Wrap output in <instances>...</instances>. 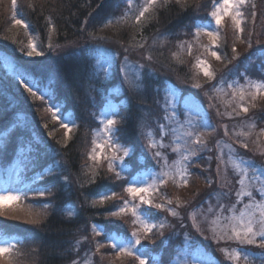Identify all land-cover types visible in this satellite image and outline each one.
I'll list each match as a JSON object with an SVG mask.
<instances>
[{
  "label": "trees",
  "instance_id": "trees-1",
  "mask_svg": "<svg viewBox=\"0 0 264 264\" xmlns=\"http://www.w3.org/2000/svg\"><path fill=\"white\" fill-rule=\"evenodd\" d=\"M18 1L19 5L16 4L14 8L9 0L12 12L5 11L4 14H0V47L7 53L14 54H16L14 50L23 49L26 52L28 49L26 41L29 36L26 31H21L25 35L24 38L18 35L15 39L10 34L9 25L14 23L13 17L31 25L44 44L49 37L54 36V44L58 46L67 44L78 46L76 50L65 51L54 57L51 55L55 52L46 53L44 56L46 59L38 58L24 66L31 76L36 77L35 79L47 80L48 76L54 78L56 99L62 103L65 111L73 113L77 124L67 140L62 138L57 141L58 158L64 164L67 174L60 175L57 169L49 171L54 156L51 150L43 148L40 143H34L29 147L26 143L35 138L32 134L39 130L36 124L32 125L33 129L27 126L23 130L22 127L15 126L18 112L25 111L30 114L29 111L35 109L37 114V111L41 112V102L48 110V101L38 94L35 97L31 96L24 91L18 79L6 75L0 68V174L7 171L16 157L22 156L25 160L22 162L17 186L30 184L29 190L20 201L0 209V231L8 235H17L21 239V243H18L13 250L14 264H79L84 260V257L78 255L84 244L82 238L92 235L94 239L92 227L96 224L102 228L99 239H102L106 246L99 254L102 258H113V249L106 236H111L112 233L131 235V231L136 227L126 213L119 217H112L108 213L122 205L127 198L123 195L124 187L127 186L126 180L134 176L138 170H144L155 162L149 156L148 158L140 156V151L144 150L141 146L145 144L142 137L146 134V129L154 128V125L158 126L154 121V114L157 112L154 113L153 102L152 104L150 102L154 99V87L159 85L160 78L173 80L171 77L178 76L186 81L184 76H188L191 72L187 61L190 60L191 64L197 57L195 54L200 56L202 53L199 50L190 54L189 59H180L175 38L179 34L186 33L184 27L187 28L188 34H191L192 27L197 21H203L208 17L209 10H212V0H187L181 3L171 1L167 4L162 0L155 11L153 10L151 17L139 28L129 19H119L120 21L116 22L128 9L126 0ZM252 5H255V8ZM243 11L245 21L248 17L247 22L250 23L247 30L252 37L253 46L245 52L242 51L241 55H236L237 45L240 44L243 35L237 33L232 21L227 19V27H220L222 36L220 43H217L213 49L220 55V59L213 63L216 70L217 65L228 64L220 71L217 80L226 74L243 76L251 80L264 79V0H256V2L248 0ZM252 11L256 13L254 20L251 17ZM248 23H243L241 27L246 28ZM90 34H94V38H90ZM170 34H173L172 39L168 38ZM21 38L24 39L23 47L20 45ZM97 44L101 49L107 48L117 54L118 61L123 58L121 52L109 45H118L122 50L130 48L138 50L135 52L148 59L154 74L150 67L145 66L141 87L137 89L124 82L122 73L115 71L118 62L107 82L105 80L95 82L92 78L95 66L92 53L93 46ZM141 44L143 47L140 46ZM161 74L165 77H161ZM119 88L121 92L126 89L125 94L120 97L116 92ZM101 89L106 96L110 95L117 103L120 143L127 147L135 145V154L132 153L126 158L130 166L126 177L119 180L115 179V172H109L108 168L98 169L94 174L89 171L92 165L89 163V153L98 125L97 113L105 105L100 102L97 95V91ZM94 100L96 103H93ZM136 106L138 109L135 108ZM249 114L259 124H264V99L258 102V106L252 108ZM245 116L247 114L234 115V118L224 120L235 123ZM120 117H123L122 121ZM48 118L51 120L49 115ZM144 124L147 125L146 129ZM59 125L60 122L55 121L51 128ZM62 131L64 132V129ZM209 156L207 152L200 154L198 160L195 157V161L197 163L203 160L204 165ZM196 168L197 166L194 165L193 170ZM201 169L205 177L210 180L209 167H201ZM65 177L69 182L64 179ZM193 181L192 179L189 183ZM175 186L174 183L168 182L159 188V194L170 196L173 189H176ZM204 188L194 187L183 197H187L184 199L185 202L191 201L198 194L202 197L201 201L205 199L211 191L206 192L208 189ZM48 189L51 191L49 192ZM108 189L116 193L112 199L104 201L107 202L105 204L95 203V197ZM40 191L45 193L43 197L37 195ZM45 203H50V206L43 207ZM175 207L179 208L176 204ZM151 211L160 216V211L157 209L153 208ZM20 213L25 216L18 218ZM163 233V237L157 235L154 241L143 239L142 243L147 244L150 250V257L163 256V248L171 251L172 246L167 244V238L171 233L169 231ZM161 240H164V243H161ZM124 262L136 263L131 258H127ZM0 264L3 262L0 261Z\"/></svg>",
  "mask_w": 264,
  "mask_h": 264
},
{
  "label": "rangeland",
  "instance_id": "rangeland-1",
  "mask_svg": "<svg viewBox=\"0 0 264 264\" xmlns=\"http://www.w3.org/2000/svg\"><path fill=\"white\" fill-rule=\"evenodd\" d=\"M161 1L162 0H158V4L156 6H158ZM171 1H176V0H168V2ZM186 1L187 0H181V2H186ZM18 2L19 1L17 0V4ZM253 2H256V0H253ZM131 3L133 6L129 8L127 4L128 9L125 15L123 17H118L116 22L120 20L129 19V21L137 25L139 28L143 26L145 22L151 17L153 10L155 11L156 9V6L154 9H151L149 13H146L145 18L141 19L140 23L137 24L135 22L134 17L138 14V7L143 3V0H131ZM5 11L12 12V6L10 5L9 0H0V14H4ZM227 19L231 20L229 17H225L220 27L222 26H224V28L227 27V22H226ZM205 20L197 21L196 25L192 27L193 32L195 31V27L198 24H203ZM247 21H248V17L246 18L245 22L248 23ZM249 24L250 23L246 24V28H244L246 29V32L244 31L242 32L243 37H241V40L239 41L240 44L237 45L238 49L236 55H241L242 51L245 52V50L250 49L249 42L251 43V47L253 46L251 42L252 37L251 35L249 36L247 30ZM27 25L28 27L25 28L21 25H16L15 23H11V25H9V29H11L10 34L15 39L18 38V35L24 38L25 35L21 31L23 30L26 31L29 36L28 40L26 41L28 44L27 51L31 50L29 48V44L31 43L36 46V49L38 51H42L44 55L41 56L33 55L32 57H28L26 55L27 51L25 52L23 51V49L18 51L14 50V52L16 53L14 54L12 52L7 53V51L1 49L0 47V68L2 71L6 73V75H11L16 79H19V82L21 80V74L23 75L24 78H26L30 82H34L35 87H33V90L37 92L38 96L47 100L48 101L47 105H49V107L52 104H59L61 106L62 114L70 121H74V124L76 126L77 120L73 115V113L65 111L62 103L56 99L54 93V84H55L54 78L48 76L47 80L35 79L36 77L33 76L34 77L33 78L30 75V72L26 68H24V66L28 65L30 61L31 62L36 61L38 58L46 59L44 57L46 53L55 52L54 55H51V57H54L62 54L65 51L76 50L78 46H75V44L58 46L54 44V36L49 37L47 39V43L44 44V42L41 41V39H39V35L35 34V31L33 30L34 28L29 24ZM212 27L215 28L214 22L212 24ZM184 28H185L184 31L186 33L179 34L175 38L176 47L179 49L178 52L180 54V59L182 58H184V60H186V58L189 59L190 54H194L197 51L199 52V50L202 54L200 56H198V54H195V56L197 57L194 58V62H192L191 64H190V60L187 61L191 72L188 76H184L186 78L185 79L186 81L181 80L180 77L175 75H174L175 77H171L174 81L164 78L159 79V85L154 87V99H152L150 102L151 104L153 102L154 113L157 112L154 114V121L157 122V125L164 123V124H168L169 127L168 129L165 130L164 138L161 139V136L158 134V126L154 125V128L146 129L147 125L145 124L147 123H145L144 128L146 129L145 131L146 134L143 135L142 137V140L145 142L144 146L148 145L151 142H155L157 144V147L153 148L150 151L146 150L145 148H143L144 149L143 151H140V156L142 158H148L149 156L151 160H154L153 152L161 151L162 155L165 156L167 159V166H164L163 160L160 162V164L154 165V163H156L154 162L153 164L145 167L144 170H138L137 173L134 175L135 177L139 178L143 186L152 184L153 180L155 179V182L158 187L157 190L151 194V198L153 199L154 203H156L157 201V203L165 204L168 208L178 211L180 217L184 219L185 227L182 228L180 227L179 219L168 215L166 211L160 212L159 217L160 218L163 217V219H166L168 223L171 225V227H165L163 229V232L169 231L171 233L168 236L171 237V239H167L168 240L167 244L168 246H172V248L170 252H169L170 249L163 248V256L162 255L157 257L152 256V258H155V261L158 262V264H184V254L185 251L187 250V252L192 253V255L187 256L188 264H192L193 256H196L201 260H206L209 262V264H244L243 259H241L239 262H235L226 258L229 252L236 251L241 246L237 244L234 240L227 239V235H230L228 221L222 219L223 216H229L232 215L233 213L230 211H224L221 215V218L217 220L216 213L220 211V209L217 208V204L219 203L220 205H223L225 209H229L232 205H235L236 211L234 214L237 216L239 215V211L243 210L244 204L250 202L248 197H242L241 198L242 202L240 204L236 203L238 199L236 192L240 188V185L238 184V180L240 179H243L245 181V185L251 186V189L253 191V200L255 202H261L260 192L258 190L264 187V178H261L260 180L252 179L254 174H256V170L254 168H248L247 169L248 174L247 176H245L244 172L241 171V169L244 168V165L241 164L240 167H237V164H240L241 159H243L244 161H251L252 163L259 166L262 170H264V135H259L260 130L264 129V124H259L258 121H255V118L252 115L250 116L249 114V111L252 108L257 107L258 102L260 103L264 99V95H259L256 97L255 100H252L251 97L247 95L248 84L245 80V77L243 76H238V75L228 76L226 74L222 77H219L220 80H217L216 77L220 75L219 74L220 71H222V69H224V67L227 66L228 64L224 63L222 66L217 65L218 66L217 70H219L217 72L215 66L213 65L214 61H216L217 59L210 54V51L205 50L212 47V41L210 40V38L202 33L199 39L195 40L192 37V33L188 34V32L186 31L187 28L186 27ZM220 34L221 33L219 28V36L216 41V45L217 43H220L219 40L220 37H222ZM172 37L173 34H170L168 38L172 39ZM22 38L20 45L23 47L22 40L24 39ZM181 42H184L183 47L179 46L181 45ZM189 44L192 45L191 53H189L188 51ZM49 45H52L51 49L49 48ZM109 46L116 47L117 50L121 52L120 55L123 58L120 61H118V55L112 52V50L107 48L102 49L113 54L115 58V64L110 66V75L108 79L111 77L113 68L118 62L119 65L125 64L126 75L122 73L124 77L123 79L124 82L126 81L127 84L131 87H135L137 89L141 87L140 83H141V79H143L145 75L143 73V69L145 66L150 67L154 74V69L151 66H149L150 62L148 61V59L146 57L138 55L135 52V51L138 52V50H134L131 48L122 50V47H119L118 45H109ZM92 57L95 65L97 59L95 52L92 53ZM125 57H127L126 62H125ZM198 59L203 60L205 62L209 70L214 74L213 78H209L203 74L202 68L197 66ZM161 77H165V76L162 75ZM101 80H105V78L102 76L99 82H101ZM152 80L154 79L152 78ZM251 81L261 82L262 80H251ZM230 83H234L236 88L239 87L245 88L246 90L245 100L243 102L239 101L238 97L233 98L234 88L228 87V84ZM196 85H199L200 87H196ZM213 85L217 86L216 89H213ZM157 89H159V92H157ZM120 90L121 89L119 88L116 91L118 97L122 96V94H125L124 92L126 91V89L123 92H121ZM165 97L170 102L176 104V115L173 117L172 114L169 113L170 119L167 121L164 120L165 113L163 110L162 102L160 104L157 103L158 99ZM112 101L117 106L116 101L114 99H112ZM241 103L244 107L248 108V111L246 113L239 111L237 104H241ZM105 106L106 105L101 107L97 113L98 125L95 130L89 155L92 153V149L95 146L93 141H95L97 144L104 143L105 137L101 130L102 125L99 124V121L102 118L101 112H103ZM135 108H137V106ZM46 109L47 108L45 107L43 102H41V112L37 111V114L35 112V109L30 110L29 111L30 114L26 113L25 111L18 112V116L16 118L17 124H15V126L18 125L20 128L22 127L23 130L27 126H30L31 129H33L32 125L36 124L39 130L34 132V134H32V136H34L35 138L26 141L27 146L29 147L34 143H40V146H43V148L46 147L47 149L51 150L54 156L49 171H53L54 169H57L61 173L60 175H64L67 174V172L64 169L65 167L61 159L58 158V153L56 149L57 141L62 138L67 140L71 136L75 126H72V124L70 123V127L72 128L71 131H67L65 128L61 127V123L58 127L56 126L51 128V125L55 121L58 122L60 121L57 119H53L52 114ZM187 109H191L192 111L199 110L203 116L209 117L210 118L209 122L213 125L215 130L212 131L201 128L197 130L196 134L193 137H186L183 135V132L188 130L187 128L179 129V131H177L176 133H172L171 128L178 127V122L184 121ZM217 111H219V113L221 114L217 115ZM47 113L50 116L51 120L48 118ZM246 114L247 116H245L244 118L240 119V121L235 123L233 122L230 123L224 120V119H232L234 118V115L243 116ZM114 118L117 119V117ZM193 119L198 123L202 124L201 116H195L193 117ZM253 123L255 124L254 128L251 127ZM225 126H227V134H225ZM62 129H64V132L62 131ZM249 132L251 133L250 135L248 134ZM236 133H243L244 135L238 136L236 135ZM23 135L24 136L26 135L25 131L23 132ZM196 137H199L200 144H196L194 142ZM217 142H219V147H217ZM242 142L247 143L248 145L247 148L241 146ZM160 144H163L164 147L163 148L159 147ZM254 147H257L256 149H258L256 152H254V150H256L254 149ZM209 148L211 149V151H207V149ZM230 148H231V152H230ZM96 151L99 157L98 161L94 162L92 160H89L90 165L92 164L91 167H89V171L93 174L98 169L108 168V161L107 159H105V157H111L114 154L123 156L122 152L114 153L113 147H106L103 150L97 148ZM206 152L208 155H210L209 158L211 159L209 158L206 159L204 165L202 164L203 160H200L195 164L191 163L189 171L193 173V175L188 176L187 186L184 187L175 186L176 189H173V192L172 194H170V196H168L167 194H159L160 193L159 188L161 186L167 184L168 182L174 183L171 177L175 176L176 181L177 182L179 181V176L176 175L177 166L175 165L174 161L180 160L183 155H188L189 160L182 161L183 165L187 167L190 162L195 161V157L198 160L199 159L198 156L203 153L205 154ZM131 154L132 152H130L129 156ZM218 156L223 157V162H218L217 160ZM126 158L127 157L123 158L122 163H118V167L116 169V170H120L121 167L124 168V171L121 173L122 177H126L125 175L127 174L130 167L126 161ZM24 160L22 156H20L19 158L16 157L15 161L8 167L7 171L3 174L2 173L0 174V195H6V194L19 195L20 197H22L25 193H27L28 191L27 185L21 186V188H19L17 187L16 184V182L20 178L22 162ZM218 163H220L219 174L217 172ZM194 165L197 166L196 170H193ZM201 167L202 168L209 167V178L212 181L211 184L208 182L209 181L208 177H205V174L202 172ZM164 172H168L169 176L165 177ZM192 179L194 181L192 183H189L190 180ZM65 180L69 182L68 179ZM165 180L167 181L166 183L164 182ZM174 184L176 185V183ZM196 186L198 188L203 186L205 187L204 189L206 188L208 189V191L206 192L209 191L211 192L202 201H201L202 199L201 195L198 194L194 196L191 201H187L186 203L184 199H186L187 197L186 198L183 197L186 196ZM226 192L231 193V195L225 197L223 193ZM98 195L99 196L95 197V203L98 202L101 203L100 201L103 199V193H100ZM123 195H126L127 197L125 200L132 199L127 192H125ZM168 197H171L170 200L172 201V203L170 205L167 204ZM121 198H119V200ZM21 199L22 198H20V200ZM123 200L124 199L122 198L121 201ZM178 200L179 202L182 201L185 204H182L180 202L179 208H176L175 204L177 206ZM16 202H12V201L5 202L3 206H0V209L5 206L12 205L13 203ZM105 203L107 202H104V204ZM209 204H211L213 207L212 213L208 212ZM198 206L202 208V211L197 212V220L199 222V226L203 234H201V232H197L195 228L192 227V220L188 216V214L192 212L194 209H197ZM126 215H129L130 221L132 222L133 217L131 210H128L126 212ZM24 216L25 215L23 213H20L18 218ZM205 216L208 217V220L217 221L216 223L211 225V230L208 221L204 220ZM258 218L259 215L257 212V219ZM116 219H121V218H116ZM94 226L96 227L97 231L100 232L102 230L101 226H98L96 224H94ZM132 231H140L141 239L143 242L142 230L139 227H136ZM92 233H93V227H92ZM0 235L5 236L8 240L14 241L16 245L18 244L19 240L16 239V237L14 236L1 232ZM186 235H190V240L192 242L191 247H189L185 243ZM111 236L117 237L119 239H124L126 237H130L131 235H124V234L118 235L116 233H112ZM205 237L208 238L205 239ZM82 239L84 244L80 248V253L78 255L81 258L84 257L83 258L84 260L80 261L79 264H125L124 261L128 258V257L121 258L118 255V253L114 252V250L112 252L114 253L113 258H102L99 253L106 246L104 245L99 252H96V242H102L104 244L103 240L99 239V235L98 236L95 235L94 239L92 238V235L88 237L85 236ZM257 240L259 242V237L257 238ZM108 242L110 244L112 243L111 241ZM243 248L245 251L250 252L254 255H258L261 252H264V249H261L256 245H244ZM221 249H225V251H221ZM148 264H153V259L151 258L148 259ZM253 264H260V260L253 259Z\"/></svg>",
  "mask_w": 264,
  "mask_h": 264
},
{
  "label": "snow or ice",
  "instance_id": "snow-or-ice-1",
  "mask_svg": "<svg viewBox=\"0 0 264 264\" xmlns=\"http://www.w3.org/2000/svg\"><path fill=\"white\" fill-rule=\"evenodd\" d=\"M177 3H180L181 0H176ZM13 7L15 8L17 4V0H11ZM128 3L129 8L133 5L131 0H126ZM164 3L167 4L168 0H164ZM248 0H212V10L208 13V18H206L203 24H198L195 27V31L192 32V37L195 40H198L201 34L208 36L212 41V48L206 49L210 51V54L215 57L216 59H220V55L217 51L213 50L216 46V41L219 36V28L222 24V21L225 17H229L232 21V25L237 33H242L244 28L241 27L243 23H245V12L243 9L245 8ZM158 4V0H143V3L138 7V14L134 17L135 22L137 24L140 23L141 19L145 18L146 13H149L151 9H154L155 6ZM255 8V5H252ZM251 17L253 20L256 17L255 11L251 12ZM14 23L16 25H21L25 28L28 27L27 24L21 19H16L13 17ZM119 22V21H117ZM214 22L215 28L212 27ZM54 30V29H53ZM90 38H94V34H90ZM183 43L181 42L180 47H183ZM143 47V44L140 45ZM249 47H251V43L249 42ZM29 48L31 50L27 51L26 55L28 57L41 56L44 55L42 51H38L36 46L33 44H29ZM49 48H52V45H49ZM192 45H188V51L191 53ZM93 51L96 53L97 59L96 64L94 66V71L92 74V78L95 82L99 83L100 78L103 76L105 78V82L110 75V66L115 64L114 55L108 51L102 50L99 44L93 46ZM235 52V48H233ZM149 59L151 57L149 56ZM127 61V57H125V62ZM197 66L202 68L203 74L209 78H213V73L209 70L208 66L205 64L203 60L197 61ZM142 68V66H141ZM115 71L117 73H123L126 75L125 72V64H121L115 67ZM139 71V69H138ZM139 78V77H137ZM223 79V78H222ZM245 80L248 84L247 95L251 97L252 100H255L257 96L264 95V80L261 82H253L245 77ZM20 85L23 86L24 91L28 92L31 96L35 97L37 92L33 90L35 87L34 82H30L26 78L23 77L21 74ZM196 87H200L196 85ZM216 85H213V89H216ZM229 88H234L233 91V98L239 99V101L243 102L245 100V88L239 87L236 88L234 83L228 84ZM254 90V91H253ZM159 92V89H157ZM97 95L100 98V102L105 104V108L103 112H101V120L99 124L102 125V132L104 134V143L97 144L95 141L94 147L92 149V153L89 155V159L96 162L98 161L99 157L97 154L96 149L100 148L103 150L106 147H113L114 153L115 152H122L123 156L119 155H112L111 157H105L108 161V171L115 172V179L119 180L122 178L121 173L124 171V168L121 167L120 170H116L118 167V163L123 162L124 157H128L130 152L135 154V145L131 147H125L120 143V128L117 127L118 120L114 117L119 116V112L117 111V106L113 103L112 98L110 95H105L103 89L97 91ZM162 102L163 110H164V120H169L170 116L169 113L172 114L174 117L176 115V104L170 102L166 97L160 98L157 100V103L160 104ZM93 103H96L94 100ZM239 111L247 112L248 108L244 107L241 104H237ZM48 111L52 113V118L57 119L61 123V127L65 128L67 131H71L72 128L70 127V123L72 126H75L74 121H70L66 118L61 112V106L59 104H52ZM219 111H217V115H220ZM238 114V113H237ZM195 116H201L202 124L198 123L193 119ZM120 120H123V117H120ZM210 118L207 116H203L202 113L197 111H192L191 109L186 110L185 119L182 122H178V127L171 128L172 133H176L179 129L187 128L188 130L183 132V135L186 137H193L198 129H205V130H212L214 131L213 125L209 122ZM46 126V125H45ZM169 125L161 123L158 125V134L161 136V139L164 138L165 130L168 129ZM252 128L255 127L253 123L251 125ZM225 134H227V126H225ZM251 134L250 132L248 133ZM236 135H244L243 133H236ZM259 135H264V129H261ZM179 138V137H178ZM196 144H200L199 137H196L195 141ZM242 147L247 148V143L242 142ZM146 150H152L153 148L157 147L155 142H151L148 145L141 146ZM159 147L163 148L164 145L160 144ZM217 147H219V142H217ZM207 151H211V149H207ZM231 152V148H230ZM231 158V157H230ZM153 159L155 160L156 164H160V162L164 161V166H167V159L165 156L162 155L161 151L153 152ZM211 159V158H209ZM189 156L183 155L180 160L174 161L175 165L177 166V173L176 175L179 176V181L177 182L175 176L171 177L173 182L176 183L177 187H184L187 186L188 183V176L193 175L189 171L191 163H196V161H192L186 167L183 165L182 161H188ZM218 162H223V157H217ZM243 164L244 168L241 171L244 172V175L247 176V169L254 168L256 170V174L252 177L254 180H260L264 178V170H262L259 166L252 163L251 161H244L241 159L240 164H237V167ZM220 171V163L217 165V172L219 174ZM129 175H131L129 173ZM164 176L168 177L169 173L164 172ZM38 179L41 177H37ZM67 179V178H65ZM167 182L166 180L164 181ZM210 184L212 183L211 180L208 181ZM127 186L124 187V191L128 193V195L132 198L131 200H125L122 205H119L115 208V210H110L109 215L112 217H119L121 214L126 213L128 210L132 212V224L134 227H139L143 233L144 240H151L154 241L156 236L159 235L163 237V229L165 227H171L166 219H161L157 213L151 211V209H157L160 212L166 211L168 215L177 218L180 220V227H185L184 219L180 217L178 211L168 208L165 204L154 203L153 199L151 198V194L157 190V184L155 179L153 180L152 184H148L143 186L138 177L133 176L130 180H126ZM238 184L240 185L239 190L236 192L238 197L236 203L240 204L242 197H248L249 203L244 204L243 210L239 211V215H235L236 207L232 205L229 209H225L223 205L217 204V208L220 209L219 212L216 213L217 220L221 218V215L224 211H230L233 214L229 216H223L222 219L228 221V227L230 230V235H227L228 240H234L237 244L241 247L236 251L229 252L227 259L235 262H239L243 259L244 264H253V259H259L260 264H264V252H261L258 255H254L250 252L244 250V245H256L257 247L264 249V187L260 188L258 191L260 192V200L261 202H255L253 200V191L251 186L245 185V181L243 179L238 180ZM50 192L51 189H48ZM110 193V194H109ZM44 192L40 191L37 195L43 197ZM115 191L112 189L104 190L103 192V199L100 201L101 203L104 200H110L115 195ZM225 197L231 195V193H223ZM19 195H0V206H3L5 202L12 201L16 202L20 200ZM166 198V197H165ZM138 201V202H137ZM172 201L170 199L167 200V204L170 205ZM50 206V203H45L43 207L47 208ZM146 206V207H142ZM180 206L179 200L177 201V207ZM202 211V208L198 206L197 209H194L192 212L188 214L189 218L192 220V227L195 228L197 232H201L199 222L197 220V212ZM208 212H213V207L209 204ZM257 212L259 218L257 219ZM204 220L208 221L211 225L216 223L217 221L208 220V217L205 216ZM156 221V222H153ZM33 223H36L33 221ZM158 230V231H154ZM93 233L94 235H100V232L96 230V227L93 226ZM175 234V233H173ZM201 234H203L201 232ZM259 237V242L257 238ZM208 237H205L207 239ZM108 241H111V247L114 252L118 253L121 258L128 257L131 258L136 262V264H148V259L145 257H149L153 259V264H158L155 261V258L150 257V250L147 244L142 243L141 239V232L140 231H132L130 237H126L124 239H119L114 236H106ZM167 239H171L168 237ZM215 239V237H214ZM219 242V241H216ZM161 243H164V240H161ZM185 243L191 247L192 242L190 240V235L185 236ZM104 246L102 242H96V252H99L100 249ZM16 248V243L14 241L8 240L5 236L0 235V261L3 264H14V260L12 258L13 250ZM221 251H225V249H221ZM192 255V253L185 251L184 254V264H188L187 256ZM192 264H209L206 260H201L196 256H193Z\"/></svg>",
  "mask_w": 264,
  "mask_h": 264
}]
</instances>
